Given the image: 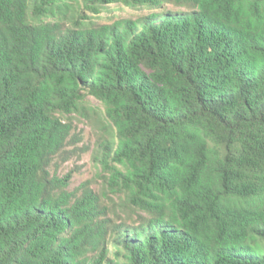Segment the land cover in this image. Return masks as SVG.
Masks as SVG:
<instances>
[{
  "label": "trees",
  "instance_id": "1",
  "mask_svg": "<svg viewBox=\"0 0 264 264\" xmlns=\"http://www.w3.org/2000/svg\"><path fill=\"white\" fill-rule=\"evenodd\" d=\"M0 264H264V0H0Z\"/></svg>",
  "mask_w": 264,
  "mask_h": 264
},
{
  "label": "rangeland",
  "instance_id": "2",
  "mask_svg": "<svg viewBox=\"0 0 264 264\" xmlns=\"http://www.w3.org/2000/svg\"><path fill=\"white\" fill-rule=\"evenodd\" d=\"M110 8H113V10L116 11L117 15H130L135 13L134 11L126 8L124 11H122L119 7L111 6ZM107 14V12L102 14L103 21H105L106 17L108 16ZM89 101L92 105L99 106L101 109H103V106L98 100L89 97ZM79 130L82 131L84 138L83 142L79 144V147L83 148L84 150L88 148L92 149L94 147L96 138L94 135V131L89 125L83 122L80 123ZM97 172L98 170L93 162L91 151H79L77 154H74L70 160L65 162L60 169L61 176L68 173H71L73 175L72 184L70 186L71 191L78 188L88 180L95 181L97 179ZM94 188L98 189V185L94 184Z\"/></svg>",
  "mask_w": 264,
  "mask_h": 264
}]
</instances>
